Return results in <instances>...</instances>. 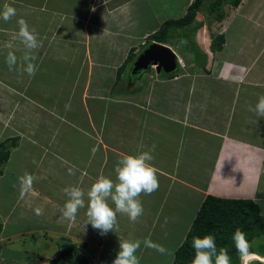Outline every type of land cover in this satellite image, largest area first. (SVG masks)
Segmentation results:
<instances>
[{"label": "crops", "instance_id": "1", "mask_svg": "<svg viewBox=\"0 0 264 264\" xmlns=\"http://www.w3.org/2000/svg\"><path fill=\"white\" fill-rule=\"evenodd\" d=\"M192 1L0 0V10L5 3L16 9L11 20L5 22L0 18V39L5 44V50L0 46V90L15 93L9 95L8 103L17 99L16 94L18 102L25 103L24 96L30 90L31 94L43 89L47 84L42 80L47 79L52 86L50 95H45L52 105L46 108L51 116L47 123L53 127L65 117L66 121H76L72 128L67 124L63 134L60 129H50L48 137L42 133L44 124L33 125L39 134H29L35 136V142L38 139L37 143H31L32 147L35 151L46 147L49 168L44 163L37 164L35 169L18 164L14 175L28 171L36 176L33 184L39 192H31L36 201L21 193L17 201L24 199L35 209L43 210L42 215L34 212L40 217L37 225H43L44 217L48 216L54 221L53 229L69 232L76 225L83 232L82 239H78L82 255H77L87 257V264L97 262L103 249L106 254L98 264H111L119 248L118 236H131L142 242L150 238L156 242L153 228L161 216L168 224H160L161 237L156 243L166 248L168 234L162 227L170 235L185 227L172 249L173 258L208 194L253 200L264 214V118L249 111V106H255L258 97L264 94V0H242L238 7L231 8L234 15L242 17V31L229 29L234 16L229 14L221 22H213L210 30L201 25L191 42L205 56V67L193 66L194 57L187 51V44L181 46L180 40L186 37L174 32L164 44L186 60L187 67L172 77L153 72L152 83L149 84L151 76L135 80L138 87L134 90L118 86L119 81L130 79L128 69L118 77V68L131 50H142L140 47L148 43L165 20L182 17ZM19 18L36 29L41 44L34 52L37 70L33 77L19 70V65L10 71L5 63L9 50L18 57L22 55L23 46L13 39ZM95 35L96 41L92 43ZM218 35L225 41L220 49H212V38ZM8 40L12 47L6 52ZM120 50L127 51L123 54ZM94 71L97 74L91 95L94 98H87L91 93L90 72ZM80 75L88 78L77 84ZM28 83L31 85L25 87ZM103 90H108L105 96ZM39 96L34 98L43 106ZM16 134L24 132L16 129ZM20 147L18 139L13 148ZM148 150H153L151 163L157 168L159 187L152 194L142 193L139 197L143 214L136 222L118 213L117 233L101 235L91 224L83 227L86 208L78 211L79 217L75 219L78 223L63 219L60 211L63 206L57 204L62 200L59 196L65 195V187L79 185L87 192L100 174L115 180L114 166L122 154ZM70 167L74 174H69ZM98 250L101 254L95 259ZM157 253L141 243L137 251L140 264H153ZM252 253V257H244L243 263L248 264L254 258L264 262V256L259 255L260 259L256 252ZM17 254L27 255L21 250L13 253ZM12 257L16 264L26 263L25 258ZM1 258L0 252V264L12 263L7 255ZM54 262L65 264L64 259Z\"/></svg>", "mask_w": 264, "mask_h": 264}, {"label": "rangeland", "instance_id": "2", "mask_svg": "<svg viewBox=\"0 0 264 264\" xmlns=\"http://www.w3.org/2000/svg\"><path fill=\"white\" fill-rule=\"evenodd\" d=\"M157 6H158V3L157 5L155 3L154 7L157 8ZM227 8L231 9L232 7L228 6ZM234 12H235L234 8L231 9L229 12V16L230 17L233 16ZM204 15L205 14L202 12L197 13L196 19L194 22L201 21L199 20V18L200 19L204 18L205 17ZM234 16L231 19V21L233 22L232 26L230 24L231 21L228 22V24H230L229 29L237 28L239 31H242V27H243L242 17L239 15H234ZM226 20L228 21L229 19H226ZM217 22H220V21H217ZM215 28L216 29L218 28L217 24H215ZM171 29H173V32L179 35H182V34H185V30L187 29V26H173ZM96 38L97 37L95 35L92 38V43H95ZM191 40H193L191 36L181 39L180 40L182 41L181 46H185V44H187ZM149 41L150 40L148 39L147 45L150 44ZM8 45H9V40L6 42V46ZM0 46H2L1 50H5L3 48L5 47V44H3V39H0ZM8 48L9 47H6V52ZM140 48L143 50L144 48H146V46H141ZM120 51L121 53L124 54L127 50H120ZM135 51H137L136 48H135ZM137 54L138 52H136L135 56H137ZM118 58L121 59L122 57H118ZM127 69L125 71V74L127 72ZM95 71L90 72L91 73L89 77L90 84L88 85H90L91 93L90 95H87V98H90V96L93 95L94 93V90L92 88H93V85H95L94 78L97 76ZM153 72L158 74L155 70L154 71L146 70L142 72L140 74L141 76L139 77L130 76V79L128 78L127 81L124 83L119 81L118 84H121V85H118V86H121V87L126 86L128 88L127 90L137 89L136 87H138V84H136V82L137 81L139 82L140 80L142 81V78L144 77L147 78L151 76ZM161 74L162 73H160L159 75ZM127 76L128 75H126V78ZM86 78L88 77H83L80 75V80L78 81L77 84H81L82 79L86 81ZM42 81L44 84H47V85H45V87H42L43 89L36 90L32 92L31 94H30L31 92L30 90L29 91L30 95L27 93V95L24 96L25 103L18 102L19 97L17 94H16L17 99L15 101H10V103H8L9 95L11 97L15 93H13L12 91H9L8 93L7 91L0 90V141H3L4 139H7L8 137L11 138V137L19 136V143H21V147L19 149L14 150L13 148L14 150L13 156L11 157L10 155L11 158H8V160L3 165H0V170L2 172L0 175V252L2 255L1 260L6 258V255H7L12 262V263L10 262L11 264H16L13 262L12 256L20 257L21 260L25 258L26 263L22 262L21 264H56L57 262H54L53 259L55 256L57 257L58 260L62 259L61 252L69 251L71 253L72 251H74L75 254L78 253L82 255L80 251H83V248H80V246L78 245V244H81L80 241H78V239L79 240L82 239L83 232L77 229L75 227L76 225L69 232H67L66 230L61 231L58 229H53L52 226L54 224V221L51 219L50 216H48L47 218L44 217L45 220L42 221L43 225H37L36 221H38L40 217L36 216L34 213L35 206L32 204H29L24 199H20L17 201V199H19L20 193L22 194V196H32V200L36 201L37 199L35 195L31 194V192L32 193L39 192L34 184L30 192L26 194L21 192L19 180H18L20 175H17V174L16 176L14 175L16 173L18 164H23V166L24 164H26L27 167L35 169L37 164L44 163L46 165V168H49L48 166H49L50 161H49V158L47 157L46 147L39 148L38 151H35L34 148L32 147L31 143L35 142V138H34L35 136L29 135V134L36 132V128L33 125L41 126V124H44L47 128L42 127V133L46 137H48L49 133H52V131L50 130L52 128L56 130L60 129V131H62V134H63V133H66L65 128H67L66 127L67 124L70 125L69 128H72V126L76 125L75 124L76 121L75 122L74 120L66 121V119H68L66 117L64 118L65 120H63L61 123L55 124L53 127H51L47 123V121L51 120V116H48L46 108L47 106H52V105L50 104L51 102L48 101V99L45 97V95L46 94L50 95L51 93L50 87L52 86H51V83L47 79L45 80L43 79ZM153 81L154 80H152V76H151V79L149 80V84L152 83ZM30 85L31 84L28 83V84H25L24 86L29 87ZM140 85L141 87H143L142 83ZM32 86H33V83H32ZM39 86L41 87V85ZM36 93L40 94L39 96L40 99L41 98L43 99L44 101L43 106L40 105V101L38 99L34 98L37 95ZM107 93H108V90L107 91L103 90L102 95L105 96ZM107 97H110V96L107 95ZM91 98H94V97L91 96ZM132 101H135V100L132 99ZM140 112H141V109H140ZM3 117H5L6 119L4 120ZM16 129L24 132V134H27V135L16 134ZM6 133L9 135H7ZM35 134L38 135L39 133H35ZM6 135L8 137L4 138ZM149 139L151 140V138ZM37 142H38V139H37ZM163 155H165L164 152H162V157ZM7 164H9V166ZM11 177L13 178L9 182V179ZM59 197L62 200H59V203L57 205L59 206L60 204L63 206L67 197L65 195L62 197L61 196ZM78 214H77V217H79ZM187 217H188V214H187ZM160 224L161 225L168 224L167 219L166 218L164 219L161 216L159 219V223L157 224L155 222V227L153 228V231H155L157 235L155 239L156 242H159L160 237H161V233H159V228L161 226ZM169 226L173 227V225H169ZM162 229L166 234H168L167 249H169L170 252L172 253V249L180 241L179 238L181 237L185 227H181L178 232H175L172 235L167 233V231L163 227ZM244 233L246 235V230L244 231ZM3 235H6V236L2 237ZM249 243L253 250H256V251L263 250L264 249V232L262 231L259 232V230H256L253 237L250 239ZM103 245L104 246L106 245L105 241H103ZM104 246L103 248H105ZM11 249H16V250H11ZM20 250L25 252V255L26 254L27 255L26 256L19 255V254L13 255V253H16V252L18 253V251L20 252ZM98 254L99 255L101 254L99 250L97 251V254L93 257H95L96 259ZM105 254H106V251L103 249V254H101V258L95 263L91 262V264H96V263L98 264L100 260L104 259L103 255ZM256 254L258 255V257L259 255L264 256V254H260L258 252H256ZM80 257L83 259H87V257H82V256ZM232 258H233L232 264H235L234 262H236L237 264H245V261L243 263L244 257H241L240 254H237L236 256H232ZM256 259L257 258H254V261H249L248 264H257L255 261H258V259L257 260ZM172 260H173L172 255H161L157 253V258H155L153 264H171ZM64 262L65 264H71L69 260L68 261L64 260ZM261 264H264V262H261Z\"/></svg>", "mask_w": 264, "mask_h": 264}, {"label": "clouds", "instance_id": "3", "mask_svg": "<svg viewBox=\"0 0 264 264\" xmlns=\"http://www.w3.org/2000/svg\"><path fill=\"white\" fill-rule=\"evenodd\" d=\"M15 16L16 9L5 3L3 9L0 10V18L7 22ZM16 23L18 30L14 33L13 39L18 40L23 46L22 55L18 57L14 51H9L5 58V63L10 71L16 69L17 65H19V70L26 72L29 76H33L37 70V65L34 63L37 57L34 52L41 46L38 34L36 29L31 27L24 18H19ZM203 25H206L210 30L209 25L206 23ZM153 41L155 40L150 41V43ZM8 47L11 48L12 45L9 44ZM176 54L178 56L179 72L182 68L187 67L188 63L179 57L177 52ZM249 111L254 112L260 118H264V94L258 97L255 106H249ZM153 150L122 154L114 166L115 180L110 176L100 174L87 192L79 185L65 187L63 192L67 199L60 209L63 219L70 222L75 221L78 211L86 208L84 228L91 224L101 235H106L109 232L117 233L118 213L127 215L132 222H136L143 214V206L139 197L142 193L150 195L159 187L157 168L151 163L154 159ZM68 171L69 174H74L73 168L70 167ZM37 179L36 176L25 171L18 178L21 192L25 194L30 192L34 181ZM109 201H111V204ZM35 212L37 215L43 214V210L40 207H37ZM118 238L119 248L111 264H140L137 251L140 249L141 243L161 255H172L169 249L153 242L150 238H145L143 242L139 239H133L131 236L129 238L118 236ZM232 239L241 257H252L254 255L250 251L251 245L244 231L240 228L235 229ZM191 247L193 255L188 264H231L228 249L223 246L218 248L216 238L211 233H205L203 236L194 235ZM71 254L75 255L74 251ZM62 259L67 261L63 256Z\"/></svg>", "mask_w": 264, "mask_h": 264}, {"label": "trees", "instance_id": "4", "mask_svg": "<svg viewBox=\"0 0 264 264\" xmlns=\"http://www.w3.org/2000/svg\"><path fill=\"white\" fill-rule=\"evenodd\" d=\"M241 2L242 0H193L182 17L165 20L160 28L149 37V40L162 43L170 41L171 37L175 35L173 29H171L173 26H187L183 35L184 37H192L204 23L211 28L213 22L224 20L231 10L227 7H238ZM199 12L205 14V19L194 22ZM191 41L187 43V51L194 57L193 66L205 67L207 61L205 56L199 52ZM224 41V38L220 35L214 36L212 38V49H220ZM218 43L219 46H217ZM147 44L144 46H147ZM135 55L136 52L131 50L130 54L126 57V62L118 68V77L127 68L130 72L131 62L135 58ZM174 75L169 74L168 76L172 77ZM112 93H114V90ZM18 139L17 137H11L0 141V165H3L8 160L10 152L18 143ZM236 228H240L242 231L246 230L248 241L253 237L256 230L264 232V214L261 213L258 203L250 199L221 198L208 194L197 210L185 239L175 250L171 264H188L193 255L191 247L193 236H203L205 233H211L215 236L218 248L223 246L228 249L232 264V256L239 254L232 239ZM250 251L264 254V249L256 251L251 247ZM61 255L67 261L69 260L71 264H87L86 259L78 257L76 254H71L69 251L61 252ZM53 261H55V258ZM255 262L261 264L259 260ZM234 263L237 264L236 262Z\"/></svg>", "mask_w": 264, "mask_h": 264}, {"label": "water", "instance_id": "5", "mask_svg": "<svg viewBox=\"0 0 264 264\" xmlns=\"http://www.w3.org/2000/svg\"><path fill=\"white\" fill-rule=\"evenodd\" d=\"M153 69L158 74L169 75L178 72L176 52L170 46L153 41L132 60L130 74L133 77H139L142 72Z\"/></svg>", "mask_w": 264, "mask_h": 264}]
</instances>
